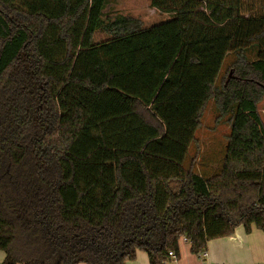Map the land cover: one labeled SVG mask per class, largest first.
I'll use <instances>...</instances> for the list:
<instances>
[{"label":"trees","instance_id":"trees-1","mask_svg":"<svg viewBox=\"0 0 264 264\" xmlns=\"http://www.w3.org/2000/svg\"><path fill=\"white\" fill-rule=\"evenodd\" d=\"M106 1L0 0V264H163L264 231L263 11L150 0L172 17L102 24Z\"/></svg>","mask_w":264,"mask_h":264},{"label":"crops","instance_id":"crops-1","mask_svg":"<svg viewBox=\"0 0 264 264\" xmlns=\"http://www.w3.org/2000/svg\"><path fill=\"white\" fill-rule=\"evenodd\" d=\"M148 1L149 6L153 10H156L150 5V0ZM257 2L258 0L256 2L250 0L248 4H255L254 6L259 5L260 7L264 6V1L261 3L262 5ZM165 14L169 15L168 19L173 15L171 13ZM205 251V257L199 259L196 255L190 252V245L183 238L179 242L178 257H175V259L170 258L172 261L164 262L163 264H263L264 231L252 226L249 232H245L242 226H238L229 236L209 240L206 243ZM4 256V252L0 250V263ZM124 264H149V262L146 253L137 250L134 259L125 260Z\"/></svg>","mask_w":264,"mask_h":264},{"label":"rangeland","instance_id":"rangeland-1","mask_svg":"<svg viewBox=\"0 0 264 264\" xmlns=\"http://www.w3.org/2000/svg\"><path fill=\"white\" fill-rule=\"evenodd\" d=\"M250 1V0H246ZM257 1V0H253ZM264 0H258V4L262 5ZM148 0H107L105 7L103 9V15H102V24H107L109 21H111L113 18L117 16H128L133 17L141 21L143 26H149L151 24H154L156 22H160L163 20H167L169 15L162 13L160 11L153 10L149 6ZM255 4L251 5L248 4V7L256 8V12L264 13V6L260 7L259 5L254 6ZM261 14V13H260ZM109 38V34H107L104 30L99 29L95 35H94V41H102ZM232 76H235L234 70L230 69L226 73V77L231 78ZM258 114L260 116L261 122L264 126V93L260 95V98L256 104ZM207 121H210V115H207L206 117H203L201 129L199 131V139L197 140L198 144H201V148H199V155L201 157H205V153L208 151L213 152L214 155H217L216 159H218L219 155L221 154V148L218 147V143H220V139H223L222 134H220L218 131L213 132L212 136L206 135L207 131L205 130V123ZM207 136V137H206ZM225 139H223V142ZM203 145V147H202ZM199 156V157H200ZM215 158V157H214ZM212 159H210L207 164L208 169H213L216 164L211 162ZM172 261L168 260L167 262ZM172 263V262H170Z\"/></svg>","mask_w":264,"mask_h":264},{"label":"built area","instance_id":"built-area-1","mask_svg":"<svg viewBox=\"0 0 264 264\" xmlns=\"http://www.w3.org/2000/svg\"><path fill=\"white\" fill-rule=\"evenodd\" d=\"M169 254V256L171 257V258H173V259H175V254L174 253H172L171 251L168 253ZM205 255H206V251L204 250L203 252H201V254H200V259H203L204 257H205ZM264 264V263H263Z\"/></svg>","mask_w":264,"mask_h":264}]
</instances>
